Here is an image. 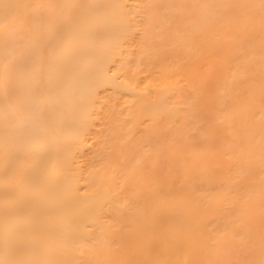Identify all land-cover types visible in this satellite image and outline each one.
I'll list each match as a JSON object with an SVG mask.
<instances>
[{"label": "bare ground", "instance_id": "bare-ground-1", "mask_svg": "<svg viewBox=\"0 0 264 264\" xmlns=\"http://www.w3.org/2000/svg\"><path fill=\"white\" fill-rule=\"evenodd\" d=\"M0 264H264V0H0Z\"/></svg>", "mask_w": 264, "mask_h": 264}]
</instances>
